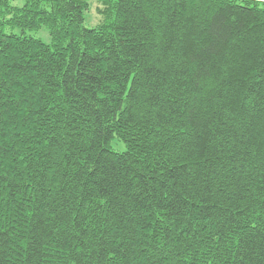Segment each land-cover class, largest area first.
Listing matches in <instances>:
<instances>
[{
  "label": "trees",
  "instance_id": "trees-1",
  "mask_svg": "<svg viewBox=\"0 0 264 264\" xmlns=\"http://www.w3.org/2000/svg\"><path fill=\"white\" fill-rule=\"evenodd\" d=\"M0 264H264V0H0Z\"/></svg>",
  "mask_w": 264,
  "mask_h": 264
},
{
  "label": "rangeland",
  "instance_id": "rangeland-1",
  "mask_svg": "<svg viewBox=\"0 0 264 264\" xmlns=\"http://www.w3.org/2000/svg\"><path fill=\"white\" fill-rule=\"evenodd\" d=\"M97 8H98V5L95 3L92 7V10L86 13V27L87 28L94 27L100 22V17L97 13ZM18 33L19 32H16V34ZM26 36L31 37V38L41 39L45 43L49 42L50 40L48 31L45 29L38 31V32H27ZM112 148L116 152H120V153L126 150L125 144L120 142L117 139L112 143Z\"/></svg>",
  "mask_w": 264,
  "mask_h": 264
}]
</instances>
